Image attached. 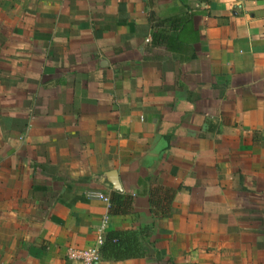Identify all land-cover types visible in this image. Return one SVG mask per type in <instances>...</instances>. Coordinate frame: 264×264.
<instances>
[{
    "label": "crops",
    "instance_id": "obj_1",
    "mask_svg": "<svg viewBox=\"0 0 264 264\" xmlns=\"http://www.w3.org/2000/svg\"><path fill=\"white\" fill-rule=\"evenodd\" d=\"M104 216L96 264H264V0H0V264Z\"/></svg>",
    "mask_w": 264,
    "mask_h": 264
},
{
    "label": "built area",
    "instance_id": "obj_2",
    "mask_svg": "<svg viewBox=\"0 0 264 264\" xmlns=\"http://www.w3.org/2000/svg\"><path fill=\"white\" fill-rule=\"evenodd\" d=\"M87 196L90 198H98L108 203V198L98 191H88ZM106 222V217L102 218L101 224L97 229L95 244L88 249H71L69 254L74 258L79 264H96L99 260V247L104 241V224Z\"/></svg>",
    "mask_w": 264,
    "mask_h": 264
},
{
    "label": "trees",
    "instance_id": "obj_3",
    "mask_svg": "<svg viewBox=\"0 0 264 264\" xmlns=\"http://www.w3.org/2000/svg\"><path fill=\"white\" fill-rule=\"evenodd\" d=\"M116 200L118 202L120 200L119 197H116ZM109 202L114 203V198L113 199H110L109 198ZM103 243L104 244L107 243V244H110V245L117 246L118 243H119V239H118V237H117V235L115 233H113V234H106V236H104Z\"/></svg>",
    "mask_w": 264,
    "mask_h": 264
}]
</instances>
